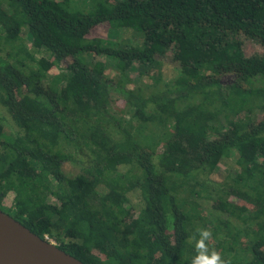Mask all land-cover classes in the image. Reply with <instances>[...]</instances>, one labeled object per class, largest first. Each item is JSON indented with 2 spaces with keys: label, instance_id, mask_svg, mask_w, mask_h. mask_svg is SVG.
I'll return each instance as SVG.
<instances>
[{
  "label": "trees",
  "instance_id": "16d2710c",
  "mask_svg": "<svg viewBox=\"0 0 264 264\" xmlns=\"http://www.w3.org/2000/svg\"><path fill=\"white\" fill-rule=\"evenodd\" d=\"M85 1L0 0V209L11 196L5 212L85 264H191L197 229L226 262L264 264V54L243 49H264V0ZM123 29L142 44L111 42ZM135 64L115 101L110 68L122 88Z\"/></svg>",
  "mask_w": 264,
  "mask_h": 264
},
{
  "label": "rangeland",
  "instance_id": "374dc122",
  "mask_svg": "<svg viewBox=\"0 0 264 264\" xmlns=\"http://www.w3.org/2000/svg\"><path fill=\"white\" fill-rule=\"evenodd\" d=\"M79 3L81 4L82 7H84L85 9H88L90 7V5L87 3V1H83V0H78ZM138 33V34H137ZM140 35V37H139ZM110 37V41L111 42H125V41H129L132 44L136 45V46H140L142 44L141 40H142V34H140L139 32L133 31V30H119V31H114L111 32L109 34ZM24 39H26V45L28 46V48L30 50H32V44L30 42V38L28 37L27 33L24 34L23 36ZM243 49L245 52L246 56H251L255 53H261L264 54V49L261 47L256 46L254 43L250 42V41H246L244 42L243 45ZM41 55H46L45 53H42ZM159 61L162 62V79H164L165 81H171L173 79H176L180 76L181 74V70H180V66L177 62H175L172 58L171 55H168L165 58H158ZM72 61V59H68L65 64L64 67H66L70 62ZM157 74L155 72V69H153L152 74ZM109 77H112L115 80L114 83V99L115 101H123V99H121V96H123L124 91H131L134 87L135 84L139 82V73H138V65L135 64L132 73L130 74L131 78H132V84H128L127 86H116L119 79L118 76V70L116 68H110V71L108 73ZM235 81V77L232 76H226L225 78H223L222 80V84L224 86H230L234 83ZM250 87H253L255 90L256 89H264V82L262 81H256L255 83H253ZM115 89H118V91H116ZM121 91H123V94L121 93ZM263 101L262 99H260V101L258 100L255 104V107L252 106V104L250 103L245 110H243L242 115H240V118H245L248 114H250L251 119H260L262 117V113L259 111L258 107L260 104H262ZM253 107V108H252ZM249 108L253 109V110H249ZM251 111V113H249ZM0 113L3 116H7L6 112L4 109H2L0 107ZM227 113L233 114L230 111H227ZM116 115V114H114ZM226 115L223 114L220 118L219 123H225L226 120L225 118H223ZM232 117H235L234 115H231ZM249 116V115H248ZM118 117V116H117ZM237 118V117H236ZM8 119V117H7ZM9 123H5V126L7 128V130H13V122L12 120H10V118L8 119ZM1 122V119H0ZM12 125V126H11ZM63 172L69 176V177H75L80 173V167L75 166L72 163H65L62 166ZM236 169L237 166H235V163L232 162L231 160H225L222 165L220 166V171H217L214 175L211 176V178L219 184H222L223 182L226 181V176L232 174L234 175L236 173ZM123 172H126V169H121ZM132 202L135 205H139V195L137 193H134L133 195H130ZM12 201L13 198L11 196H9L5 202H4V208L5 211L9 210L11 205H12ZM202 206H204L205 209H208L212 203H208L206 201L201 202ZM52 243L56 244L57 243L53 240H51Z\"/></svg>",
  "mask_w": 264,
  "mask_h": 264
},
{
  "label": "water",
  "instance_id": "95a60500",
  "mask_svg": "<svg viewBox=\"0 0 264 264\" xmlns=\"http://www.w3.org/2000/svg\"><path fill=\"white\" fill-rule=\"evenodd\" d=\"M0 264H85L0 209Z\"/></svg>",
  "mask_w": 264,
  "mask_h": 264
},
{
  "label": "clouds",
  "instance_id": "9594fccd",
  "mask_svg": "<svg viewBox=\"0 0 264 264\" xmlns=\"http://www.w3.org/2000/svg\"><path fill=\"white\" fill-rule=\"evenodd\" d=\"M211 237L212 234L207 229H197L196 233L189 237L190 241L195 242L196 251L191 264H230V262L223 260L215 249L209 250L206 241H209Z\"/></svg>",
  "mask_w": 264,
  "mask_h": 264
},
{
  "label": "built area",
  "instance_id": "2783aa9c",
  "mask_svg": "<svg viewBox=\"0 0 264 264\" xmlns=\"http://www.w3.org/2000/svg\"><path fill=\"white\" fill-rule=\"evenodd\" d=\"M46 238H47L49 241H51V239H49V237H48V236H46Z\"/></svg>",
  "mask_w": 264,
  "mask_h": 264
}]
</instances>
